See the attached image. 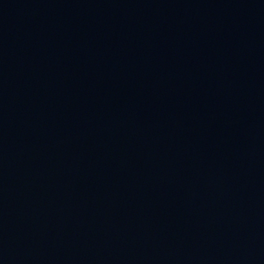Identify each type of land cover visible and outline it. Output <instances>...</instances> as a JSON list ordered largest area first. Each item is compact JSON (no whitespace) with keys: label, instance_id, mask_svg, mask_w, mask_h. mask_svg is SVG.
<instances>
[{"label":"water","instance_id":"obj_1","mask_svg":"<svg viewBox=\"0 0 264 264\" xmlns=\"http://www.w3.org/2000/svg\"><path fill=\"white\" fill-rule=\"evenodd\" d=\"M0 264H264V0H0Z\"/></svg>","mask_w":264,"mask_h":264}]
</instances>
